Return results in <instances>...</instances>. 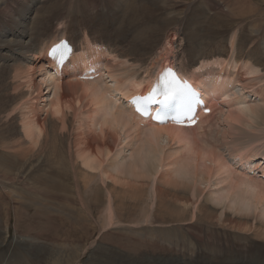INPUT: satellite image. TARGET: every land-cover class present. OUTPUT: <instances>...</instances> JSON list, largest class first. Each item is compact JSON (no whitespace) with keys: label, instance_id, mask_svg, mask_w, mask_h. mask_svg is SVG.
Instances as JSON below:
<instances>
[{"label":"rangeland","instance_id":"374dc122","mask_svg":"<svg viewBox=\"0 0 264 264\" xmlns=\"http://www.w3.org/2000/svg\"><path fill=\"white\" fill-rule=\"evenodd\" d=\"M38 1L41 3H38L37 9L32 15H29L28 22L25 23L27 28H29V26L31 27L32 32L30 33H33L38 29H45V36L47 37L48 34L53 35L56 30H62L63 28H66L69 32H74L77 29H81L84 32V30L89 27L91 20H94L96 25L98 24L101 27L105 26L107 31L111 30V21L104 24L105 18L109 19L108 12H115L111 8L112 3L109 0ZM155 1L157 14L155 13L153 19L160 20L159 23L162 26L163 35L166 34L167 37L172 33V35L167 37L170 40L171 36L173 42L171 48L172 56H170L175 57L178 55L181 59L183 58L184 68L190 71L192 70V62L197 59L200 60V58L205 55H216L218 52L222 51L226 52L231 58H234L235 56L237 57V55H241V53L245 54L251 52L253 50V42L255 41L252 37H259L257 29L259 27L262 28L260 33L264 36V0ZM33 2L35 3L37 0H9L8 4L10 5L11 12H13L11 14L12 17L7 18L2 13V15L0 14V20L3 21L0 22V30L3 31L6 28H11L14 33L18 27V25H14V23L20 20L23 16L21 11L23 10L24 14H26L28 12V7ZM70 2L79 4L81 7L80 11L70 14L69 10H67ZM93 2L95 3V7H91ZM229 5L232 6V11L230 10ZM131 10L130 7L128 11ZM106 11L107 13L104 16L103 13ZM88 14H90V17L88 16L87 18ZM94 16L96 17V20L93 19ZM139 16H143L144 19H149V14L144 10H141L138 15L134 13L129 14L127 16V24H125L127 27V33H132V27L131 24H129L131 21L136 19V23H140V19L137 20ZM23 19L21 20V23H23ZM57 19L60 20L57 22ZM148 23L153 24L151 23V20L143 21V24L145 25H148ZM145 25L143 26L144 28L146 27ZM96 31L99 30L96 29ZM255 34L257 35L255 36ZM246 35L248 36L246 37ZM39 38L43 39L40 36ZM113 38H115V35ZM131 38L132 35L130 38H127V40ZM167 38H163V46L162 44L160 45L161 47L158 49L157 55H160L164 51V45L167 46ZM31 40L32 35L28 39H26V36L25 39H22L23 42ZM260 41L264 47V39L261 38ZM163 42H165V44ZM76 47L78 48L77 45ZM118 47L120 49V46ZM167 48L170 47L167 46ZM147 56L148 55L145 54L143 55V58H147ZM227 59L232 63L230 58ZM151 60L152 59H150V61ZM150 61H148L146 66L151 63ZM121 62H123V59H117L116 64L113 66V72L117 79L122 80L121 85H125L128 78L124 72L132 73L134 72V68H140V64L128 61L126 65L119 66ZM38 63L39 60L35 61L34 65ZM3 64L5 65V63L0 62V70H6ZM252 66L258 69L259 75L256 74L257 76L244 77V80H246L245 86L248 85L250 88L243 90L240 83H237L235 89L229 93V96L235 93L236 99H242L245 101V104L239 106L240 109L246 108L245 110H242L244 116L241 119L240 124L239 122L233 123L236 125L235 126L225 120L227 117L226 111H228L229 106H232L234 102L222 105L220 102L226 97L220 95V104L218 107H220L219 109H221V111H217L215 113V119L211 120L210 125L212 126V129L206 127L202 132L210 133V130L212 132L215 130L217 131L215 136L212 135L209 138V141L214 143L217 148L221 149L224 158L232 168L235 178L242 174V169L239 168V163H242L244 161L243 159H252V162H254L253 165L255 162L264 159V114H262L264 112L262 111L264 110V61L261 65H256L254 63ZM142 70H145V68ZM48 71L52 74L55 73V71L50 69H48ZM5 75L7 76L6 71ZM106 75L107 74H105V77L103 78L104 80L107 79ZM7 78L8 82L19 81L13 77L11 79L7 76ZM52 78L51 75H47L48 82L52 81ZM39 80L41 79L38 78V81ZM112 80L113 79H108L103 87L106 86L110 91L117 89L120 85H115ZM42 86L43 88L41 92L31 93L33 95V97H30L31 99L27 95H30V92L26 91L27 88L20 87L21 89L18 88L15 92L10 90L9 92H12L15 95V99L17 101L20 99V101L17 102L14 99L15 101L13 100V103H10V109L12 108L10 112L12 114L8 119V116L6 115H2L0 118V159L2 161L5 160L4 163L0 160L1 165L4 164L5 167L4 168L3 165H0V264H264V222H262L264 221V204H262V202L264 203V200L257 203L259 201L257 200V197L260 198L259 191H264V185H261L264 184V180L261 177H253L254 180L261 184L251 182L244 186L241 185L238 178L235 179L233 176L231 178V184L227 179V175H216L214 169L215 164L210 158L205 157L204 159L207 160H205L206 162L203 161V164V159H200V153L192 155V159L197 161L200 159L198 162L201 161L202 163H200L203 166L208 164V168L212 170L210 173L212 176L207 177L209 176L207 174H203L202 176L201 173L194 175V170L191 167V169L189 168L190 170L185 168L184 171L181 166L179 167L177 165L178 163L171 165L175 160V157L177 156V159L180 156L181 150L180 146L176 143H170V145H168V140H162V143H165L164 148H166L163 150L162 158L156 157L159 156L158 154H153L152 157V154L150 155L148 151L146 152V149H144L147 153L146 157V155H143V148L140 151L138 150V145H140L141 139L135 140L134 144L136 143V145L133 146L132 142L129 147L130 144L122 133L120 138L121 141L119 142V146L115 148L113 156L115 159L120 157L117 159L118 162H125L124 164H130L134 158H138L139 165L137 161L138 166L136 172H138V170L142 171V167H144L146 170L144 169V172L140 171L139 173H146V178L143 176V179H136L133 176L121 174L120 170L122 168L117 167L116 164L110 168L111 171H114V173H111L115 176L108 172V181H106L107 176L103 178L106 182L102 181L100 173H97V176L95 175V178L92 179L85 176L89 181L87 182L89 186L87 187L88 189L83 191L84 189L82 186L78 189L73 186L75 177H73L72 172L70 177L67 176V172H62V178L67 176L66 183L67 185L69 184L68 187L63 188L62 205H54L53 203L52 206V203L47 201L44 202L46 198L43 192L34 189V187L31 186L32 181L26 174L24 167L29 163L28 161L31 163L34 161L35 165L40 164L44 160L47 161V159H44V155L47 157L46 153L39 157L38 155H41L42 153L36 151L34 158L32 157V159L23 160V156H25V149L23 148H25L26 144L21 143L22 135H20V131L22 133V126L20 125L21 113H23V108L26 103L30 105L33 103V106L35 107L34 109L37 112H32L34 116H38L41 119L48 118V115L44 112L46 106L50 103V100L53 97L54 88L50 83L43 84ZM22 89L24 91H22ZM251 91H259L260 95H254ZM24 92H26V94ZM18 96L19 98L17 99L16 97ZM22 96L24 97V100ZM34 96L38 99L34 98ZM108 96L113 97L112 99L118 103H123L125 106L127 104V99H123L122 94L119 92H116V94L110 92ZM9 97L11 98L10 95ZM19 103L22 105L18 106ZM12 105L16 108L12 107ZM85 105L86 102H83L82 107ZM40 107L43 108L42 111H39L38 108ZM78 108L80 107L78 106ZM89 109L90 108H88V110ZM13 110L18 111L14 112ZM88 110L81 109L77 121H69V127L72 132H70V135L69 133L67 134L65 141L63 140V142H61L60 139H52V141L57 144L58 148L62 147L64 149L65 153L69 150L68 144H72L71 146H74L75 144L74 137L76 136L75 134L79 133L77 131L78 126H80L81 133L90 132L91 129L89 128V124H91V120H89V118L91 115L89 111L91 110ZM251 117L253 118L251 119ZM10 125L11 127H9ZM235 127L238 131H235ZM4 132H7L6 135ZM96 132L99 133L98 128H96ZM224 132L226 135L228 134L229 137L226 135L224 137ZM229 132L232 134L230 135ZM14 133L19 135L21 139L17 135L16 137ZM8 135L10 138H8ZM70 136L72 137L70 138ZM212 137L213 139H211ZM14 141L16 143H14ZM198 143L201 144V141ZM18 145L19 148L23 145L24 146L20 150ZM209 145L211 144L209 143ZM161 146H163V144H161ZM27 147L28 143L26 145V148ZM17 150L20 151V153ZM116 152L119 154L121 152V154L117 156V154H115ZM21 153H23V156ZM74 156L77 159L76 155ZM164 156L166 157L165 161ZM155 158H158V161H153ZM67 159L68 167L71 162L69 158ZM261 161V163H264V160ZM140 162H143L144 164L142 163L143 166L141 165V168L139 169ZM153 162H155V164H153ZM7 164H12L17 167L14 168L15 170L13 169L14 171L12 170L11 172H8L9 170L6 171ZM157 166L158 169H155ZM177 167L179 169H177ZM191 170L193 171L192 173L190 172ZM115 171H117V174L119 173V175H116ZM150 171L152 172L149 173ZM174 171L176 172L174 173ZM154 172L156 173V176L153 174ZM260 172L261 171L259 170V174L262 175ZM163 173L166 175L164 176ZM148 175L150 177H148ZM152 176L153 178H151ZM197 176L199 178H197ZM80 177L82 176H77V179H80L77 181H80L79 183L81 184L83 179ZM125 179H128L131 183H126ZM132 179L135 180L132 181ZM202 179H204V184ZM144 180H147L146 183ZM123 181L125 183H123ZM176 182L184 185V187L186 186L185 191L191 196V203H193L186 207L185 211L181 213V216L178 219H176L177 217L172 213V207H174L173 204L175 203L171 201L170 196L167 197L165 192H162V194L160 192L159 195H161V197H157L155 194L157 193L156 188L159 190V186H164L167 189L170 188V190L173 191L177 190L181 186H179V184L178 187ZM181 182H183V184ZM217 183L218 185H216ZM229 183L234 190L232 194L229 195V199L224 200L217 195H220V193L228 187ZM95 184L98 185L103 196H94L90 188L95 187ZM129 185H131V187H129ZM138 185H140V190L142 189L141 191H139ZM172 185L174 188H172ZM175 186H177V189ZM108 189L110 190V193L108 192ZM199 189L201 190V193ZM135 190L137 193H134ZM138 193H141V198ZM196 193L200 194H197L198 197H202L196 199ZM90 194L92 198L90 197ZM245 195L246 197H244ZM251 195L252 200L249 199ZM83 196L89 200L95 199L91 208L87 206L90 208L89 210L86 206L84 207L82 205L83 203H81V197ZM110 196H112L113 199V205H110H112L114 210V216L110 219L111 221L107 218L105 208L108 205ZM29 197H36V199ZM39 198L42 199V202H40ZM96 198L98 199L96 200ZM33 199L34 202H31ZM88 199L87 204L90 203ZM247 199L249 201L251 200V203H245ZM242 200H244V202ZM101 201L102 203H100ZM240 201H242L241 204ZM33 204H35V206ZM42 204H45L46 206L43 205L42 207ZM202 204L208 207L205 209L207 214L209 211L208 216H210L213 211L215 212H213L214 215L210 216V219L206 213H204V215L202 214ZM178 205L180 206L179 203ZM259 205L262 206L259 207ZM209 207L211 208L209 209ZM256 208L258 211H256ZM120 215L123 216L121 217ZM182 218H185L183 219L184 221H182ZM178 225L179 227H177Z\"/></svg>","mask_w":264,"mask_h":264},{"label":"bare ground","instance_id":"6f19581e","mask_svg":"<svg viewBox=\"0 0 264 264\" xmlns=\"http://www.w3.org/2000/svg\"><path fill=\"white\" fill-rule=\"evenodd\" d=\"M109 1L112 3L111 8L115 12L114 13L112 11L108 12L109 19L105 18L104 24L106 22L111 21V30L110 31H107L105 26L101 27L98 24L96 25L95 21L91 20L89 27L86 28V30H84V32L81 29H77L74 32H69L66 28L65 29L63 28L62 30H56L53 35L48 34L47 37L45 36V33H46L45 29H38L37 31L30 33V32H32L31 27L29 26V28H27L25 23L28 22L29 15H32L33 12L37 9L38 3H41L38 0L35 3L34 2L31 3V5L28 7V10H27L28 12L26 14H24L23 10L21 11V14L23 16L20 20H18L14 23V25L15 24L18 25V27L14 31V33L12 32L11 28H6L3 31L0 30V62L5 63V65L4 64L3 65L6 68V70H0V118L2 115H6V116H8L7 117V119H8L12 114L10 112L12 109V108L10 109V107H11L10 103H13V100L15 99V95L12 92L10 93L9 92L10 90L15 92V91H17L16 89H18L20 87H23L25 89L27 88L26 91L30 92V95L29 94H27V95L30 98L31 96L33 97V95H32L33 93H36V92L39 93L42 91V88H43L42 85L43 84L50 83L51 86H53V88H54L53 97L51 98L50 103L46 106V109L44 112L46 115H48V118L43 117L44 119H41L38 116H34L32 114V112L33 111L36 112V110L34 109L35 107L33 106V103H32V105L26 103L25 107L23 108V113H21V124L20 125L22 126V133L20 131V135H22L21 136L22 139L20 138L19 135L14 133L15 136L16 135L19 136V138L22 140L21 143H24L26 145L28 143L27 148H26V145H25V148H23L24 145L22 147L20 146L21 148H19V145H18V148L20 150L22 148L25 149V151H24L25 156H23V153H21L22 156L24 157L23 160L30 159V158L32 159V157L34 158L36 151L39 153L40 152L42 153L41 155L38 153L39 157H41L45 153L47 156V157H45V155H44V159H47V161L44 160L43 162H41L38 165H35L34 161H33V163L28 161L29 163H27V165L24 167L26 174L28 175V177L32 181L31 186L34 187V189L41 190L43 192L45 198H46V199L44 198L45 200L43 199L44 202L45 201L50 202V203H52V206H53V203H54V205L55 204H57V205L61 204L62 205L63 188L68 187L69 184L67 185V183H66V177L67 176L70 177L71 172L73 173V177H75V180H74L75 182L73 183V186L77 189L82 186V188L84 189L83 191L88 189L87 187L89 186L87 184V182H89V181L85 178V176L92 179V178H95V175L97 176V173H100L102 181H105V179H103V178L106 176H107L106 181H108L109 174L115 176L114 174L111 173V172L114 173V171H111L110 168L116 164H117V167L122 168L120 170L121 174H127L128 176H133L136 179H143L145 176H147V174L146 173H144V174L139 173L141 170L140 171L138 170V172H136V168L139 165V161L137 160L138 158L136 156H134V157H136L137 159L134 158V160H132V162L130 164L129 163L124 164L125 162L119 163L117 159H119L120 157L119 158L116 157L117 159H115V157L113 156V153L115 152V148L119 146V142L121 141L120 138H121L122 133H123L125 139L127 140V142L130 144L129 147L131 146L132 142H133L132 145L134 146V145H136V143L134 144L135 140L141 139L140 145H138L139 146L138 150L140 151L143 148V150H142V152H143L144 149H146V152L148 151V153L150 155L152 154V157H153V154H158L159 156H156V157L162 158L163 150L166 149V148H164L165 143H162V140H168V145H170V143L178 144L180 146V150H181L180 156L176 159L177 156L175 155L176 156L175 160L173 161V163H171V165H173L174 163H178L177 165L179 167L181 166V168H183L184 171H185V168L188 170H190L192 168L195 173L192 170L190 172L191 173L193 172L194 175H198L201 173L202 176H203V174L209 175L207 177L212 176L210 174L212 172V170L208 168V164L207 165L205 164L207 167L205 165L204 166L201 165V163L203 161L207 160L204 158L208 157L215 164V168L214 167L213 168L215 169L216 175L221 176V174H225V175H227V179L229 180V182H231V178L233 176H234L233 178H235V175L233 174V171H232L230 164H228V162L224 158L223 153L221 152V149L217 148V146L214 143L209 141L210 140L209 138L212 135L215 136L217 131L215 130L212 132L210 130V133H207V132L202 133V132L204 131V129L206 127L208 129H210V128L212 129V126L210 125V123H211L212 119H215V113L217 111H221V109H219L220 107H218V105L220 103L223 105L225 103L230 104L231 102H234V104L232 106H229L228 111H226L227 117L225 120L231 124L238 123V122L240 124L241 119L244 116L242 113V110L243 109L245 110L246 108L241 107L242 109H240L239 106L241 104H245V101L242 99H236L235 93L232 94L231 96H229V93L233 89H235V85L237 83H240L243 90H245V89L247 90L250 87H248V85L245 86L246 80H244V77L245 76H247V77L248 76L249 77L250 76H257L256 74L259 73L258 69L253 67L252 64L255 63L256 65H261V63L264 61V47L260 41L261 38L264 39V36L261 35V33H260V30L262 28H260V27L257 28L258 33H259L258 34L259 37L256 36L257 34H255L256 37H252L253 35L251 34L252 39H255V41L253 42V50L251 52L248 51L249 53H245V54L241 53V55H239V56L237 55V57L235 56L234 58H231V56H229L226 52H222V51L218 52L216 55H205L204 57L200 58V60L197 59V60L192 62V70L190 71V70H187L184 68L183 58L181 59V57L178 55L175 57H171L172 56V52H171L172 49L171 48H172L173 42L171 40V36H170V40L167 37L169 35H172V33H170V34L168 33L169 35L167 37H166V34L163 35L162 34V26L159 23L160 20L153 19L154 15L156 13V1L155 0H109ZM8 3H9V0H0V8H1L0 14L2 13L5 17L11 18L12 17L11 14L13 12H11V8L9 7L10 5ZM94 4L95 3L93 2L91 7H95ZM230 5H231V3H230ZM130 7L132 10L128 11V9ZM80 9H81V7L79 4H75V3H71V2L68 4V7H67V10H69L70 14L77 13L78 11H80ZM141 10H144L145 12H147L149 14V19H144L143 16L142 17L139 16L138 18L136 17L137 20L140 19V23H136V21H135L136 19L131 21L129 24H131L132 33L131 32L127 33V27L125 25V24H127V18H128L127 16L129 14H132V13L138 15V13H140ZM230 10L232 11V6H230ZM106 13H107V11L103 13L104 16L106 15ZM89 15L90 14L87 15V18ZM130 18H132V17H130ZM22 19L24 20L23 23H21ZM93 19L96 20V17L94 16ZM5 20H6V18H5ZM59 20L60 19H57L56 21L58 22ZM149 20H151V23H153V24H149V23H148V25L143 24V21H149ZM162 21H164V20H162ZM0 22H3V21L0 20ZM48 23H49V21H48ZM144 25L146 26L145 28L143 27ZM38 28H40V27H38ZM96 29H98L99 31H96ZM257 29H256V31H257ZM134 31H135V33H134ZM31 35H32L31 41H27V42L22 41V39H25V36H26V39H28ZM114 35H115V38H113ZM131 35H132V38L127 40V38H130ZM39 36L42 37L43 39H40ZM247 36L248 35H246V37ZM164 37L168 39L166 44L170 48H167V46L164 45V47H165V49L163 48L164 51L160 55H157V51L161 47L160 45L162 44ZM62 40L70 41L71 44L75 47V52H74V50L71 51L70 52V59H68L63 64V66H60L59 63L65 57V53L61 49V46H60V43L62 42ZM163 43L165 44V42H163ZM76 45L78 46V48L76 47ZM118 46H120V49ZM162 46H163V44H162ZM145 54L148 55L147 58H143V55H145ZM245 55H246V57H245ZM2 56H4L5 58ZM227 58H230L232 63H230V61ZM117 59H123V62H121L120 65L118 64L119 66L126 65L128 63V61H130L132 63L136 62V63L140 64V68H137V69L134 68L133 69L134 72H132V73L124 72L128 78L126 84L125 85L123 84L124 86L121 85L122 80L117 79V77L114 75V72H113V69H114L113 66H114V64H116ZM150 59H152V60L150 61ZM38 60H39V63L34 65V62L38 61ZM148 61H150L151 63H149V65L146 66V64H148ZM179 63H180V65H179ZM136 67H138V66H136ZM168 67H171L172 69H174L178 73V75H180V77H182L183 80L188 81L199 92H201L202 97L204 98L206 104L212 110V113L210 115L204 117L202 119V121L199 124H197L195 127H187L186 128V127L174 126V125L169 124V123L168 124H161V123H158L157 121H155L154 117L157 114V112L160 111L161 107H163L164 109L167 108V107H164L163 105H150L151 114L147 117L141 115L140 112L137 111V107H136L134 102L138 98H141V97L146 98V97H149L150 95H152L154 92L162 91L161 88L163 86L161 84V81L166 78L167 70L169 69ZM144 68H145V70H142ZM3 69H4V67H3ZM48 69L55 71V73L54 74L50 73L48 71ZM5 71H6L7 76L9 78L12 79V77H13L14 79H18L19 81L16 82L17 81L16 80L15 82H8V78L5 75ZM12 74H13V76H12ZM105 74H107L106 80L103 79L105 77ZM47 75H51L53 77L52 81L48 82ZM38 78L41 80L38 81ZM108 79H113L112 81H114V84L117 86L118 85H120V86L117 89H115L114 91H110L109 89H107L106 86L103 87ZM11 84H12V86H11ZM22 91H24V90L22 89ZM110 92H112L114 94H116V92L121 93L123 96V99H127L126 106L123 103L116 102L114 99H112L113 97L108 96L110 94ZM251 92L254 93V95H256V94L260 95L259 91H256V92L251 91ZM24 93L26 94V92H24ZM7 94H9L11 96V98ZM220 95L222 97H226L223 100L225 102L221 101L219 103V96ZM28 97H26V98H28ZM16 98L18 99L19 96ZM34 98H36V97L34 96ZM160 98L162 99V97H160ZM36 99H38V98H36ZM18 100L20 101V99H18ZM23 100H24V97H23ZM29 100H25V101H29ZM19 101H17V102H19ZM23 102H20V103H23ZM83 102H86V105L84 107H82ZM20 103L18 106L22 105V104L20 105ZM78 106L80 108H78ZM12 107H15V106L12 105ZM171 107H173V106H171ZM88 108H90L89 110H91V111H89ZM18 109H19V107H18ZM38 109H39V111L43 110V108H41V107ZM81 109H83V110L86 109L90 112L91 117L89 118V120H91V124H89V128L91 130H90V132H87V133H85V132L81 133L80 126H78V127L75 126V127H77V131L79 132L78 134H75L76 135L74 137L75 138V144H74V146H71L72 144L71 145L68 144L69 150L67 151V153H65L64 149L62 147L58 148L57 144L54 141H52V139L53 138L55 140L60 139L61 142H63V140L65 141L67 134L69 133V135H70V132H72L71 128L69 127V121L74 120V122H76L78 119V114L81 111ZM13 111L17 112L18 110L17 111L13 110ZM257 111H259V110H257ZM262 111H264V110H262ZM262 114H264V112ZM39 115H40V113H39ZM13 116H14V114H13ZM252 118L253 117H251V119ZM18 120H20V119H18ZM233 125H235V124H233ZM73 126H74V124H73ZM9 127H11V125ZM89 128H88V131H89ZM96 128H98L99 133H97L98 131L96 132ZM236 130L237 129L235 127V131ZM12 131H14V130H12ZM225 132H224V137L226 135ZM4 133L6 135L7 132H4ZM231 134L232 133H230V135ZM226 136H228V134ZM2 137H4V136H2ZM71 137L72 136H70V138ZM8 138H10L9 135H8ZM102 139H104V140H102ZM211 139H213V137ZM237 140H240V139H237ZM5 141H7V140H5ZM200 141H201V144L198 143ZM219 142H220V139H219ZM0 143H1V141H0ZM14 143H16V142L14 141ZM209 143L211 145H209ZM19 144H20V142H19ZM161 144H163V146H161ZM10 145H11V143H10ZM15 145H17V144H15ZM38 146H40V147H38ZM183 147H184V149H183ZM135 148H136V146H135ZM18 152L20 153V151H18ZM121 152H120V154H121ZM144 152H143V155H146V157H147V153L146 152L144 153ZM182 152H184V153H182ZM199 153H200V159L201 160L203 159L202 162L200 161L201 163L198 162L200 159L198 161L192 159V155L199 154ZM115 154H117V156L120 155L117 152ZM74 155H76L77 159L75 158ZM133 155H132V157H133ZM166 155H167V153H166ZM67 158H69V160L71 162L68 167H67V165H68V163H67L68 159ZM147 159H149V158H147ZM157 159L155 158V159H153V161H155ZM165 160H166V157L164 156V161ZM243 160H242L243 161L242 163H239V168L242 169V171H241L242 174H241V176L240 175L237 176L241 185L246 186L247 183L257 182L256 180L253 179V177H261L264 180V163H261L262 162L261 160H264V159H261L260 160L261 162L260 161L255 162L254 165H253L254 162H252V159H250V158L249 159H243ZM4 161L5 160H3L2 162L4 163ZM8 161H10V160H8ZM137 161H138V165H137ZM141 161H142V159H141ZM147 161L150 162L149 160H147ZM20 162H22V161H20ZM155 162H153V164H155ZM106 163H107V165H106ZM142 163L143 162H140L139 169L141 168V165L143 166L144 163L143 164ZM203 164H204V162H203ZM0 165H1V163H0ZM2 165L4 167V164H2ZM6 167H7L6 171L9 170L8 172H11L17 166H14L12 164H10V165L7 164ZM155 167H156V165H155ZM205 167H206V169H205ZM142 168H143L142 171L144 172L145 168L144 167H142ZM155 169H158V166ZM171 169H172V167H171ZM177 169H179V168L177 167ZM259 170L261 171L260 173L262 175L259 174ZM62 172H67L68 173L67 176L62 178ZM108 172H109V174H108ZM115 172H116V175H119V173L117 174V171H115ZM145 172H147V171H145ZM151 172L152 171H150L149 173H151ZM155 172L157 173L156 170H155ZM155 172L153 174H155V176H156ZM175 172L176 171H174V173ZM75 174L78 177H79V175L82 176V177H80L83 179L81 181L82 185L79 183L80 181L79 182L77 181L80 179H77V176ZM111 175H110V177H111ZM157 175H158V173H157ZM163 175H164V173H163ZM148 177H150V176L148 175ZM151 178H153V176ZM197 178H199V177L197 176ZM237 178H235V179H237ZM134 180L132 179V181H134ZM203 180L204 179H202V181ZM125 181H126V183L130 182L128 179H125ZM146 181H145V183H146ZM123 183H125V182L123 181ZM176 183H177V186L180 184L178 182H176ZM181 183L183 184V182H181ZM257 183H259V182H257ZM203 184H204V181H203ZM231 184H232V182H231ZM259 184H261V183H259ZM216 185H218V183ZM261 185H264V184H261ZM135 186H136V184H135ZM138 186H139L138 187L139 191H141L142 189L140 190V185H138ZM177 186H175L176 189H177ZM179 186H181V187L178 188L177 190L174 189L175 191L170 190V188L167 189L164 186L163 187L159 186L158 188L160 191L156 188L157 193H155L157 197H161V195H159L160 192H161V194H162V192H165V195L167 197L170 196L171 201L173 203H175V204H173L174 207H172V213L177 217L176 219H178L181 216V213L185 211L187 206H190V204H193V203H191V198H190L191 196H189V194H187V192L185 191L186 186L184 187V185H181V184ZM129 187H131V185H129ZM113 188H115V187H113ZM172 188H174L173 185H172ZM90 189L92 190L94 196L99 195V197H100L102 195L101 194L102 191H100L98 185H96L95 187H91ZM153 189H154V187H153ZM110 190L108 191L109 193H110ZM136 190L134 193H137ZM233 190H234V188L231 187V185L229 183L228 187H226V189H224V191L221 192L220 195H217V196H219L220 198H222L224 200L229 199V195L232 194ZM144 191H145V189H144ZM200 193H201V190H200ZM197 194H199V193H196V196H195L196 199H199V197H202V196L198 197ZM217 194H219V193H217ZM259 194H260L259 195L260 198L257 197L258 198L257 200H259L257 203L261 202V200L262 201L264 200V195H263L264 191L260 190ZM134 195H136V194H134ZM140 195H141V193L139 194V197H140ZM143 195H145V194H143ZM162 196H164V195H162ZM217 196H216V198H217ZM87 197H89V196H87ZM90 197H91V194H90ZM244 197H246V195ZM29 198H34V197H29ZM34 199H36V197ZM34 199L31 202H34ZM39 199H40V202H42L41 201L42 199L41 198H39ZM87 199L85 196L81 197V203H83L82 205L84 207L86 206V208H88V207L91 208V206H93V202H95L94 201L95 199H90V200L88 199V201H90L89 204H87ZM97 199L98 198H96V200ZM249 199L252 200V195ZM29 200H31V199H29ZM112 200H113L112 196H110L108 205L106 207L104 206L106 208L107 218L109 220L114 216V210L112 207V205H113ZM158 201H159V199H158ZM242 201L244 202V200H242ZM242 201H240V204L242 203ZM250 201L247 199L245 201V203H247V202L251 203ZM197 202H198V200H197ZM100 203H102V201ZM178 203L180 204V206L178 205ZM110 204H112V205H110ZM194 204H197V203H194ZM262 204H264V203L262 202ZM33 205L35 206V204H33ZM43 205H45V204H42V207H43ZM260 206H262V205H259V207ZM90 208H88V210ZM207 208L208 207L206 205H204V204L201 205V209H203V210H201V212L203 215H204V213L207 212L205 210ZM210 208L211 207H209V209ZM257 208H256V211H258ZM32 209H33V207H32ZM36 209H38V208H36ZM119 210H121V209H119ZM48 211H50V210H48ZM37 212H40V211H37ZM213 212L210 216L214 215ZM208 214H209V211H208ZM208 214H207V216H208ZM199 215H201V214H199ZM120 216L122 217L123 215H120ZM210 216H208L209 219H210ZM215 218H217V217H215ZM183 219H185V218H182V221H184ZM218 219H219V217H218ZM210 222H211V220H210ZM262 222H264V221H262ZM177 227H179V225ZM177 227H176V229H177ZM240 227H242V226H240ZM251 229H252V227H251ZM177 231H179V230H177ZM169 251H171V250H169Z\"/></svg>","mask_w":264,"mask_h":264},{"label":"snow or ice","instance_id":"6c2138e0","mask_svg":"<svg viewBox=\"0 0 264 264\" xmlns=\"http://www.w3.org/2000/svg\"><path fill=\"white\" fill-rule=\"evenodd\" d=\"M169 74H171V73H169ZM160 97H163V98L161 99ZM172 99H173V91L171 89L165 88L163 91L154 92L149 97L138 98L134 103L137 107V111L140 112L141 115L147 117L151 114V110H150L148 105L166 106ZM154 119L158 123H161V124L166 122V118L162 114H160L159 112H157ZM188 120L191 123H195V119L193 116H189ZM175 122L178 124H181L182 126H191V124L185 125L184 121L181 120L180 118H176Z\"/></svg>","mask_w":264,"mask_h":264}]
</instances>
